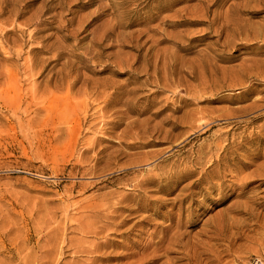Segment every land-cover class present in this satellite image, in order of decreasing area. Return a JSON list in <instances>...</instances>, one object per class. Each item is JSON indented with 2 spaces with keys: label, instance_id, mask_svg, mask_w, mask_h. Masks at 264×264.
I'll use <instances>...</instances> for the list:
<instances>
[{
  "label": "rangeland",
  "instance_id": "obj_1",
  "mask_svg": "<svg viewBox=\"0 0 264 264\" xmlns=\"http://www.w3.org/2000/svg\"><path fill=\"white\" fill-rule=\"evenodd\" d=\"M261 62L264 0H0V264L261 256Z\"/></svg>",
  "mask_w": 264,
  "mask_h": 264
},
{
  "label": "bare ground",
  "instance_id": "obj_2",
  "mask_svg": "<svg viewBox=\"0 0 264 264\" xmlns=\"http://www.w3.org/2000/svg\"><path fill=\"white\" fill-rule=\"evenodd\" d=\"M230 9H233V6H231V8ZM229 10V9H228ZM18 14V13H17ZM91 17V16H90ZM227 17V16H226ZM11 19V18H10ZM215 19V18H214ZM214 19L213 20H211V21H209V23H213V21H214ZM10 22V21H9ZM221 32V31H220ZM251 38V37H250ZM61 39V38H60ZM225 41H223V43H224ZM21 48V47H20ZM36 49H37V47H36ZM52 53V52H51ZM55 57V56H54ZM51 59V58H50ZM39 63H41V62H39ZM261 63H263V62H261ZM45 64V63H44ZM264 64V63H263ZM262 64V65H263ZM250 65V64H249ZM40 66V65H39ZM33 68L34 67H31L30 69H29V71H32L33 70ZM248 68V67H247ZM17 69V68H16ZM262 70V69H261ZM18 73V72H17ZM258 73V72H257ZM254 75V74H253ZM256 75V74H255ZM260 76V75H259ZM58 77V76H57ZM69 77V76H68ZM9 78V77H8ZM11 82V81H10ZM248 82V81H247ZM73 83V82H72ZM104 86V85H103ZM243 87V86H242ZM246 89V88H245ZM45 91V90H44ZM242 92H245V90L243 89V91ZM45 93V92H44ZM42 96H44V95H42ZM98 96V95H97ZM45 98V97H44ZM99 98V97H98ZM65 99V98H64ZM95 100V99H94ZM255 103V102H254ZM87 108V107H86ZM259 108V107H258ZM248 109H250V107H248ZM83 110V109H82ZM242 110V109H241ZM241 110H237L238 112L239 111H241ZM246 110V109H245ZM254 110V109H253ZM75 111V110H74ZM243 111H244V109H243ZM236 112V111H235ZM81 113V112H80ZM84 115V114H83ZM86 116V115H85ZM114 116V115H113ZM224 116V115H223ZM230 116V115H229ZM203 117V116H202ZM226 117V116H225ZM255 118V116L253 117V119ZM208 121V120H207ZM210 121H212L211 119H210ZM250 123V122H249ZM110 124V123H109ZM105 125V124H104ZM107 125V124H106ZM105 125V126H106ZM115 125V123H113V124H111V127H113ZM205 125V124H204ZM215 148V147H214ZM221 148V147H220ZM211 149H209V152H210V159L207 161V167L206 168H210V167H212L213 165H217L219 162H220V160H221V154H219V153H211V151H210ZM222 151H223V149H221ZM220 164V163H219ZM221 167V166H220ZM205 171H207V170H205ZM205 174V173H204ZM193 183V182H192ZM194 184H196V182H194ZM195 186V185H194ZM81 230L83 231V232H86V230H89L87 227H81ZM90 231V230H89ZM89 231H88V233H89ZM90 232H94V231H90ZM175 235V234H174ZM178 237H179V235H178ZM178 237H176V238H178ZM162 240V239H161ZM105 241V243H107V240L105 239L104 240ZM127 241L129 242V243H127ZM116 242V241H115ZM122 242H123V240H122ZM161 242L162 241H159V243L161 244ZM165 243V242H164ZM154 244V243H153ZM111 245V244H110ZM118 246V245H117ZM131 246V243H130V241L129 240H126V243L125 242H123L122 244H121V246L120 247H122V248H124V249H128L129 247ZM155 246H156V244H155ZM157 246H158V244H157ZM105 247V246H104ZM135 247V246H134ZM169 247H173V246H169ZM113 248V247H112ZM162 248V247H161ZM161 248H160V250H161ZM124 249H123V251H124ZM164 249V248H163ZM113 250H115L114 248H113ZM184 250V249H183ZM88 252V253H93V252H95L96 251V249H93V250H91V249H89V250H84V252ZM116 251V250H115ZM128 251V250H127ZM159 251V248H156L155 247V250L153 251V257L155 256L154 254L155 253H157ZM172 251V250H171ZM99 252V251H98ZM114 252V251H113ZM189 252V251H188ZM118 252L116 251V254H117ZM164 253V252H163ZM110 254V253H109ZM120 254V253H119ZM129 255H131V254H127V253H124V255H123V257H128ZM151 255H152V253H151ZM162 255V254H161ZM164 255V254H163ZM110 256H111V254H110ZM113 256V255H112ZM145 256V255H144ZM168 256V255H167ZM109 257V256H108ZM166 257V256H165ZM98 258V257H97ZM113 258V257H112ZM117 258V257H116ZM133 258V257H132ZM96 259V258H95ZM129 259V258H128ZM156 259V258H155ZM114 260V259H113ZM120 260V259H119ZM103 261H106V260H103ZM139 261V260H138ZM150 261L151 260H149L148 262H146V263H143V264H149L150 263ZM154 261V260H153ZM159 261V260H158ZM168 261V260H167ZM166 261V262H167ZM102 262V261H101ZM157 262V261H156ZM155 262V263H156ZM108 263V262H107ZM165 262H163V264H164ZM172 263V262H171ZM117 264V263H116ZM152 264V263H151ZM168 264V263H167ZM170 264V263H169Z\"/></svg>",
  "mask_w": 264,
  "mask_h": 264
},
{
  "label": "built area",
  "instance_id": "obj_3",
  "mask_svg": "<svg viewBox=\"0 0 264 264\" xmlns=\"http://www.w3.org/2000/svg\"><path fill=\"white\" fill-rule=\"evenodd\" d=\"M249 264H264V252L259 257L252 258Z\"/></svg>",
  "mask_w": 264,
  "mask_h": 264
}]
</instances>
